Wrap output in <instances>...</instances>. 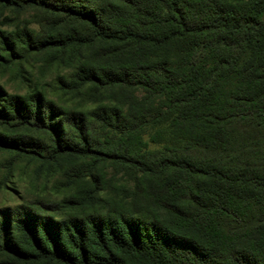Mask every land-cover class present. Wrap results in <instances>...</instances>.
Segmentation results:
<instances>
[{"label":"trees","instance_id":"trees-1","mask_svg":"<svg viewBox=\"0 0 264 264\" xmlns=\"http://www.w3.org/2000/svg\"><path fill=\"white\" fill-rule=\"evenodd\" d=\"M4 13L0 61L67 73L61 105L0 86L6 175L31 167L36 191L0 209V264H264V0Z\"/></svg>","mask_w":264,"mask_h":264},{"label":"rangeland","instance_id":"rangeland-1","mask_svg":"<svg viewBox=\"0 0 264 264\" xmlns=\"http://www.w3.org/2000/svg\"><path fill=\"white\" fill-rule=\"evenodd\" d=\"M9 16L7 13L0 15V30L11 31L15 28L16 21H11V16L10 21L4 20ZM21 19L29 20V14L22 16ZM29 27L37 29L33 23ZM57 73L66 74L67 71L62 69L43 70L41 62L33 56L24 60L0 61V86L10 94H23L35 87L44 91L48 98L61 105V96L55 91ZM7 159V153L0 151V209H12L31 199L36 192L28 179L31 167H24L23 163H17L12 167V172L8 176L6 175ZM52 184L53 180H50L47 186L48 190H51ZM39 189H41L40 185Z\"/></svg>","mask_w":264,"mask_h":264}]
</instances>
